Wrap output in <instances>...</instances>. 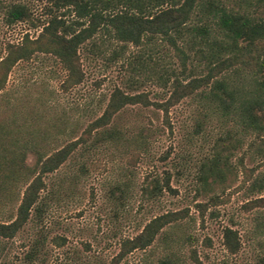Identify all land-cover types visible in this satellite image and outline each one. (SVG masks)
Masks as SVG:
<instances>
[{"label": "trees", "instance_id": "obj_1", "mask_svg": "<svg viewBox=\"0 0 264 264\" xmlns=\"http://www.w3.org/2000/svg\"><path fill=\"white\" fill-rule=\"evenodd\" d=\"M51 1L72 18L67 21L63 12L53 13L34 36L24 33L17 41H5L0 54V90L11 66L35 52L58 58L65 85L78 83L84 76L81 65L85 52L84 57L100 56L103 65L119 60L121 79L130 88L146 79L166 87L167 96L156 103L164 112L181 98L197 95L203 119L195 120L196 129L216 115L230 118L243 132H251L264 143V0ZM27 8L21 1L0 0L2 22L10 24L24 18ZM129 46L136 49L126 51ZM172 57H176V64ZM1 100L7 102L6 97ZM137 102H150L144 90L128 91L113 85L104 104H98L100 110L95 115L94 111L78 132L63 117L58 123L50 115L40 120L41 113L32 106H21L20 101L0 116V258L5 249L2 240L18 234L31 221L35 226L40 224L35 230L37 236L23 253L22 264H36L32 261L47 235L40 226L43 218L60 194L67 193L68 187L54 175L60 165L73 156L71 162L83 173L86 167L80 157L97 147L143 145L141 129L127 135L113 120L124 105ZM211 149L198 167L201 190L221 178L228 165L222 148L213 144ZM259 150L264 152V146ZM167 178L165 175L163 183L155 176L149 184L145 180L141 194L152 198L163 187L170 189ZM262 186L261 175L249 185L257 191ZM125 189L126 183L116 181L107 193L122 205ZM250 203L257 208L252 217L253 232L260 234L264 231V195L253 197ZM180 216V211L166 210L138 221L136 230L121 234L117 251L100 264H126L128 252L144 249L157 235H177L169 238L178 240L183 233H175L173 228ZM222 242L230 253L236 252L241 245L238 230L224 225ZM176 259L174 252L168 251L157 264H175Z\"/></svg>", "mask_w": 264, "mask_h": 264}, {"label": "rangeland", "instance_id": "obj_2", "mask_svg": "<svg viewBox=\"0 0 264 264\" xmlns=\"http://www.w3.org/2000/svg\"><path fill=\"white\" fill-rule=\"evenodd\" d=\"M17 1L27 5V15L10 24H4L0 17V54L5 41H17L24 33L34 36L51 14L63 12L67 21L72 18L51 0ZM135 49L129 46L126 51ZM84 54V76L73 85L64 84V69L58 58L49 53L35 52L29 59L15 62L0 90L1 97L7 98V102L0 101V116L8 114L12 105L20 101L21 106H32L41 113L40 120L50 115L58 123L63 117L78 132L93 112L95 115L100 110L98 104H104L112 86L120 85L128 91L147 93L148 104H126L113 118L127 135L141 129L145 142L142 146L97 147L80 157L86 167L83 173L71 162L73 156L60 165L54 175L61 178L62 186L68 187L67 193H61L46 212L40 226L47 235L32 262L106 263L117 251L118 237L133 233L138 221L176 210L181 216L173 231L183 235L178 240L169 238L177 235H157L144 249L128 252L124 256L126 264H157L158 258L168 251L177 257L175 264H264V231L253 232L252 217L257 208L250 203L253 197L264 195V152L259 150L264 143L251 132H243L230 118L216 115L202 121L196 129L195 120L203 119L201 98L197 95L181 98L164 112L156 103L167 96L166 87L146 79L130 88L121 79L119 60L103 65L100 56ZM172 59L176 64V57ZM196 61L192 59L193 63ZM213 144L227 154L228 165L221 178L201 190L198 167L204 156L210 155ZM225 146L227 150L223 149ZM165 175L170 189L163 187L152 198L141 194L145 180L149 184L155 176L163 183ZM259 175L263 176L262 188L250 189L251 180ZM116 181L126 183L122 205L107 193L109 185ZM37 225L29 221L18 234L2 240L5 249L0 264H22L23 253L37 236ZM224 225L238 230L241 245L234 253L222 242Z\"/></svg>", "mask_w": 264, "mask_h": 264}]
</instances>
